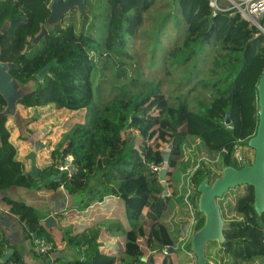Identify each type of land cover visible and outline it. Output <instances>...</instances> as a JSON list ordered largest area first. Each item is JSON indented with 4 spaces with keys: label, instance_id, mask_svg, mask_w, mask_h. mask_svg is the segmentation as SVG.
Listing matches in <instances>:
<instances>
[{
    "label": "trees",
    "instance_id": "1",
    "mask_svg": "<svg viewBox=\"0 0 264 264\" xmlns=\"http://www.w3.org/2000/svg\"><path fill=\"white\" fill-rule=\"evenodd\" d=\"M51 1L18 0L15 7L18 36H14V48L16 60L22 63L21 79L32 81L43 68L51 67L45 80L37 82L21 104L25 108L54 105L58 110L83 111L95 99L93 73L98 49L94 38L68 26L49 31L43 50L33 57L22 56L20 51L23 34L33 39L41 34L51 15ZM155 1L133 0L131 10L119 14L113 11V0H104L109 16L107 53L128 56V36L137 34ZM175 2L187 34L168 59L186 72L191 62L196 69L200 61L213 55L209 74L198 79L185 76L176 85L177 94L170 97L162 92L161 83L144 82L140 93L101 107L95 126L65 133L48 170L72 156L75 172L69 180L42 186L26 175L17 159V147L10 141L11 132L0 127L1 191L37 188L39 194L48 196L64 186L69 195L81 196L86 217L102 213L101 220L94 222L72 211L76 224L70 241L81 245L84 253L82 260L69 264H195L189 257L192 239L206 223L199 207V188L204 181L214 185L225 168L241 170L236 151L249 146L257 134L264 33L236 11L215 10L211 0ZM137 133L142 139L139 144L135 142ZM192 142L197 145L193 146L195 159H171L166 181L161 182L160 172L151 166H164L169 145L173 146L171 155L179 159L183 146ZM87 163L90 169L85 171ZM217 203L224 222L223 240L206 244L207 260L212 264H264V211L256 210L254 187L242 184L231 188ZM1 207L22 223L31 242L38 234L37 241L45 240L56 250L54 234L33 207L12 199L3 201ZM115 233L122 235L119 247L109 246L104 238ZM8 249L0 231V264H26L17 251L1 263ZM52 252L40 256L47 258Z\"/></svg>",
    "mask_w": 264,
    "mask_h": 264
},
{
    "label": "rangeland",
    "instance_id": "2",
    "mask_svg": "<svg viewBox=\"0 0 264 264\" xmlns=\"http://www.w3.org/2000/svg\"><path fill=\"white\" fill-rule=\"evenodd\" d=\"M103 2L104 0H89L87 9L82 15H80L79 11L72 10L65 15L61 25L52 29V31H56L59 28L74 26L78 31L96 40L95 46L98 49V53L95 54L96 63L93 73L95 99L90 107L79 112H71L66 109L60 111L54 105L43 109L19 107L22 125L17 126L13 118L8 120V126L11 131L10 141H15V146L18 147L17 158L27 165L29 164L27 155L30 152H35L40 155L47 167H52L54 165L56 145L65 133L78 128L95 126L96 115L101 107L112 100L128 99L132 94L140 93L143 91L141 88L142 83H161L162 92L167 97H170L177 94L175 92L176 85L185 76L191 79H198L205 78L209 74L213 55L206 62L200 61L196 69L193 66L194 62H191L186 67V72L184 69H178L177 64L175 66L168 59V54L176 45L183 42L187 34V25L175 0H156L153 3L144 14L143 24L137 34L133 37L128 36L130 37L126 44V54L128 56L123 57L112 56L106 51L105 40L108 37L109 16L107 9L104 8H107V5ZM133 3V0H113V11L116 13L119 11V14L129 11ZM217 7L229 9L230 5L224 0H218ZM260 23L262 29H264V20H260ZM35 46L37 52H40L44 48V42L41 41ZM198 81L196 80L195 83ZM199 89L200 92L201 90L203 92L202 85H200ZM197 94L192 95L191 100ZM29 134L30 138L36 137V141L33 142L31 148L24 144V141H29L27 139ZM135 142L136 144L142 142L138 133L136 134ZM194 143H197V141H194ZM193 146L197 145H194L193 142L190 145L185 144L179 159L178 156L171 155L172 149L169 150L170 160L182 162L188 158L195 159L197 150L193 151L195 148ZM241 150L242 152L236 154V157L239 155L244 159L241 164L243 166L245 164L248 166L253 165L256 160V149L246 146L242 147ZM241 164L239 163V165ZM214 168L216 169V166ZM88 169H90L89 163L85 165V171H88ZM16 189L17 187L10 189V191L12 190L13 198L16 201L24 202L23 197L15 195ZM58 195L61 196V194ZM79 198L80 196L74 197V202ZM262 198L263 195L260 194L259 199ZM109 202L110 200L106 203ZM259 203L261 204L260 200ZM41 206H37L36 213L44 218L50 213V210ZM69 206L70 208L65 212L67 213L66 215L57 217L59 225L48 229L55 237L56 250L54 251L61 256V259L75 262L82 260L84 251L81 245H72L70 241L72 229L75 226L74 224H76L71 219L74 216L72 211L76 214L75 209H71V207H79L78 209L81 210L83 205L76 202L74 205L71 204ZM91 212L93 213L94 210ZM35 245L39 246L37 242ZM19 250L26 255V258L29 257V261H35L34 264L38 262L42 264L45 261V257H41L34 252L33 243L30 240L21 244ZM189 257L194 259L195 264L198 263V256L194 250L192 256Z\"/></svg>",
    "mask_w": 264,
    "mask_h": 264
},
{
    "label": "water",
    "instance_id": "3",
    "mask_svg": "<svg viewBox=\"0 0 264 264\" xmlns=\"http://www.w3.org/2000/svg\"><path fill=\"white\" fill-rule=\"evenodd\" d=\"M51 15L47 19L41 34L36 39V42L40 41L46 35L48 31L61 25L64 16L77 8L82 15L86 9V0H52L50 3ZM50 66L43 68L36 75L37 81L42 83L50 72ZM3 74H5V68H1L0 71V81L3 79ZM8 83L9 89L3 91L4 97L8 101L7 108L0 113V119L3 117H12L17 126L22 125V116L18 108V103L21 99L27 97L32 93L30 85H23L16 80L4 78ZM259 91V126L257 134L250 140L249 146L256 149V160L253 165H244L241 170L228 167L225 168L223 176L218 179L214 185H209L208 181H204L199 191L202 193L200 198V210L205 214L206 223L202 230L197 232L192 239V250L198 256V263L212 264L205 257V246L209 241H222L223 240V219L220 213V208L217 203V198L223 196L229 189L234 188L238 185L249 184L255 189V207L256 210L261 213L264 211V75L262 76L260 83L258 85ZM173 148L172 145L168 146V151L164 153V166L160 172V181L165 182L169 163H170V152ZM32 159L33 167L30 172H25L26 175H30L33 179H38L40 176V170L36 166V156L34 153L30 155ZM70 173H74V168L69 169ZM58 177L56 184H63L66 180L63 174L57 170H54ZM22 188V187H18ZM12 189V188H11ZM12 190L1 191L0 190V231L4 235L5 240L9 246L4 257L1 259V263L8 261L11 256L16 252L19 246L30 240L28 238V233L24 230L22 223L10 213L2 210L1 203L6 199L15 200L12 196ZM166 196L169 194L167 187L165 186ZM263 195L262 199L259 196ZM259 200L261 204L259 203ZM16 201V200H15ZM19 202V201H18ZM67 201L64 200L63 207L61 209L65 210V205ZM59 213V208L56 210H51L50 216L45 220L46 228H53L57 225L56 220L53 215ZM38 234H34L32 242H37ZM31 241V240H30Z\"/></svg>",
    "mask_w": 264,
    "mask_h": 264
},
{
    "label": "crops",
    "instance_id": "4",
    "mask_svg": "<svg viewBox=\"0 0 264 264\" xmlns=\"http://www.w3.org/2000/svg\"><path fill=\"white\" fill-rule=\"evenodd\" d=\"M262 20H264V18ZM50 106H53V105H50ZM50 106L45 107V108H49ZM33 109H43V108H33ZM30 137L31 136L29 134L28 135V138H27V139H29V141H24V144L27 145L29 148H31L32 145H33V142L36 141V137H34V138H30ZM12 142L14 143L15 141H12ZM31 154L32 153L30 152L27 155L28 156V160H29V161H27V162H29L28 165L26 163H24L21 159H18L17 158L19 161L22 162L23 168L25 169L26 172H30L32 170V167H33L32 159L30 158V155ZM34 154L36 156V166H37V168L41 172L39 178L38 179H34V180H39V182H40V184L42 186L56 184L55 182L58 180V177L55 174L53 168H51V170L49 171L48 169L50 167H47V164L43 161V159L40 157V155L39 154L37 155L35 152H34ZM28 176H30V175H28ZM63 177L66 180V176L63 175ZM69 179H68V176H67V180H69ZM37 185H39V184H37ZM36 189L37 188H33V189H29V188H17L16 189V192H15V195H17L18 197H23L24 203H26L27 205L33 207L35 210L37 209V206H41V205H42L41 207H43V208L45 207L47 210L48 209L50 210V207H51V210L52 211L53 210H56V208L57 209L59 208V213H57V214L54 213V215H53V218L57 222V225L55 227H57L59 225V222H58V218L57 217L58 216L65 215L66 214L65 212L68 211V209L70 208L69 205H71V204L74 205V203H76V202L81 204V202H80L81 196L80 195H72V196L69 195L68 192H67V190L64 188V186H61L59 189H57V191L53 192V194H50L48 196L47 195H41V194H39ZM58 194H61V196H59ZM78 196H80V198L74 202V197L76 198ZM64 200L67 201V204L65 205V209L66 210L61 209V207H63ZM78 208L75 207V206L74 207H71V209H75V212H76L75 215H77V216H79V217H81L83 219L87 218V221L97 222V221L101 220L102 213H99L98 215H95V217H88V216L86 217V213H84V211L82 209L80 210ZM49 216H50V213L48 215H46L44 218L43 217H40L42 219L44 225H45V220ZM122 216L124 217V213L122 214ZM104 238L106 239V243H108L109 246L112 245L114 247H119V242L122 241V235H121V233H115L114 235L110 234V235H108L106 237L104 236ZM26 241H28V240H26ZM33 246H34V252L37 255L40 256V252L37 251V246L35 245V243L33 244ZM16 251L18 252V254L20 255V257L22 258V260L26 264H34L35 263V261H29L28 260L29 257L26 258V255L23 252H21L19 250V248ZM150 254L153 255V256L155 255V253H150ZM60 257L61 256L59 254H57L56 251H54V253L51 254L48 258H45V261L42 264H52L53 261H59V263L60 262L61 263H70V262H73V261L63 260ZM123 262L124 261L118 262V264L119 263H123ZM37 264H41V263L38 262Z\"/></svg>",
    "mask_w": 264,
    "mask_h": 264
},
{
    "label": "flooded vegetation",
    "instance_id": "5",
    "mask_svg": "<svg viewBox=\"0 0 264 264\" xmlns=\"http://www.w3.org/2000/svg\"><path fill=\"white\" fill-rule=\"evenodd\" d=\"M17 2L18 0H0V71H1V68H5V74H3L4 77L0 81V87L3 91H5V89H9L8 83L4 80V78L6 79L9 78V79L18 81L19 83L25 86L32 85L31 89L33 92L37 82H39L36 79L37 74H35V77L32 81L22 80L21 79L22 63L18 62L15 58V48H14L15 37L14 36H18V34L15 33V26L18 24L16 20V14H15L16 12L15 7L17 5ZM73 10L78 11L77 8H74ZM38 36L35 39L30 38L28 34H23L21 36L22 45H21L20 51H21L22 56L26 55V57L29 58V57H33L37 53L35 44L43 41L44 39L42 38L40 41L36 42V39L38 38ZM23 99L19 101L18 108L19 107L25 108L21 104V101ZM7 106H8V101L4 97L3 92L0 90V113H2L7 108ZM25 109H30V108H25ZM9 118L12 119V117H9V116L1 118L0 127L1 125H4L5 128L9 129L10 131V128L8 126Z\"/></svg>",
    "mask_w": 264,
    "mask_h": 264
},
{
    "label": "built area",
    "instance_id": "6",
    "mask_svg": "<svg viewBox=\"0 0 264 264\" xmlns=\"http://www.w3.org/2000/svg\"><path fill=\"white\" fill-rule=\"evenodd\" d=\"M218 0H211V6L217 11H236L241 15V17L248 21L251 25L257 27L258 29H262L260 20L264 18V0H224L229 5V9L219 8L217 7ZM230 124V121L228 122ZM229 127V126H228ZM242 147H239L236 151V154L242 152ZM239 162H243V158L237 155ZM74 158L72 156H66L62 159L58 165L55 167L57 171L62 173L64 176H71L69 169L74 166ZM154 171L161 172L163 167H154L151 166ZM39 246H37V251L42 254H48L54 250L53 244L41 240L37 241ZM52 264H69V263H59L57 261H53Z\"/></svg>",
    "mask_w": 264,
    "mask_h": 264
},
{
    "label": "clouds",
    "instance_id": "7",
    "mask_svg": "<svg viewBox=\"0 0 264 264\" xmlns=\"http://www.w3.org/2000/svg\"><path fill=\"white\" fill-rule=\"evenodd\" d=\"M260 30L264 33V29H260ZM73 168H74V172H75V167L73 166ZM53 170H56L55 167L53 168ZM71 175H72V174H71ZM70 177H71V176H70ZM70 177H69V178H70ZM69 178H68V179H69ZM66 180H67V176H66ZM66 214H67V213H66ZM66 214H65V215H66Z\"/></svg>",
    "mask_w": 264,
    "mask_h": 264
}]
</instances>
